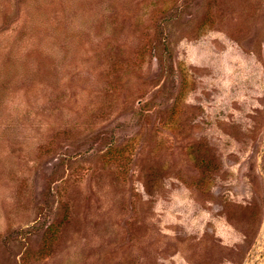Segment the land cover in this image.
Masks as SVG:
<instances>
[{
    "label": "rangeland",
    "instance_id": "obj_1",
    "mask_svg": "<svg viewBox=\"0 0 264 264\" xmlns=\"http://www.w3.org/2000/svg\"><path fill=\"white\" fill-rule=\"evenodd\" d=\"M0 264H264V0H0Z\"/></svg>",
    "mask_w": 264,
    "mask_h": 264
}]
</instances>
